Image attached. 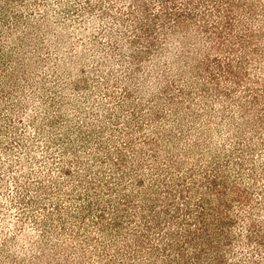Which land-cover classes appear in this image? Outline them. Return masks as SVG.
I'll return each instance as SVG.
<instances>
[{"label":"rangeland","instance_id":"rangeland-1","mask_svg":"<svg viewBox=\"0 0 264 264\" xmlns=\"http://www.w3.org/2000/svg\"><path fill=\"white\" fill-rule=\"evenodd\" d=\"M0 264H264V0H0Z\"/></svg>","mask_w":264,"mask_h":264}]
</instances>
